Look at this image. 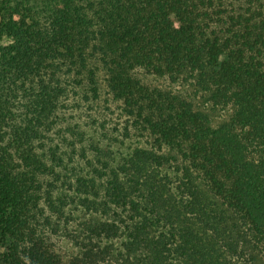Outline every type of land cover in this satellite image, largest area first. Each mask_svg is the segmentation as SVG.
Segmentation results:
<instances>
[{
    "label": "trees",
    "instance_id": "16d2710c",
    "mask_svg": "<svg viewBox=\"0 0 264 264\" xmlns=\"http://www.w3.org/2000/svg\"><path fill=\"white\" fill-rule=\"evenodd\" d=\"M0 264H264V0H0Z\"/></svg>",
    "mask_w": 264,
    "mask_h": 264
},
{
    "label": "rangeland",
    "instance_id": "374dc122",
    "mask_svg": "<svg viewBox=\"0 0 264 264\" xmlns=\"http://www.w3.org/2000/svg\"><path fill=\"white\" fill-rule=\"evenodd\" d=\"M9 40L7 38H1L0 37V43L1 44H6Z\"/></svg>",
    "mask_w": 264,
    "mask_h": 264
}]
</instances>
